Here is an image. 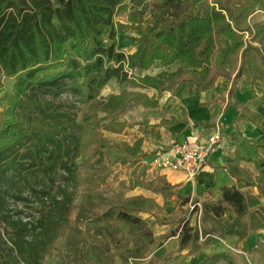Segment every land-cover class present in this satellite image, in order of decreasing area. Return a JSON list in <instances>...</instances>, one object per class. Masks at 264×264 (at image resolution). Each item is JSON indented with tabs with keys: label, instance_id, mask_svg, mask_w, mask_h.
I'll list each match as a JSON object with an SVG mask.
<instances>
[{
	"label": "trees",
	"instance_id": "1",
	"mask_svg": "<svg viewBox=\"0 0 264 264\" xmlns=\"http://www.w3.org/2000/svg\"><path fill=\"white\" fill-rule=\"evenodd\" d=\"M149 1L128 0L125 4L124 0H0V75L13 81L11 90L0 97V244L6 248L0 249L5 253H1L0 264H7V259L11 264H42L52 256L57 241L69 233L76 210L73 202L81 186L97 185L92 177L99 173L96 165L103 163L102 150H121L124 163L136 164L141 156V140L132 146L109 143L101 130L121 133L126 124L114 120L102 123L99 114L113 118L130 103L156 108L163 93L173 95L183 83L206 91L219 77L231 81L235 72L232 85L242 76L250 85L255 79L264 78V25L248 23L256 7L264 8V0H214L206 5L203 16L196 11L201 0H159L149 12L151 23L134 40L135 51L125 54L118 47V38L126 25L115 18L130 9L127 23L140 24ZM244 36L248 41L228 56L227 68L215 67V55L223 53L220 39L240 42ZM156 61L164 69L174 64L177 68L155 77L133 75L136 69L147 71ZM190 69L200 70V75L189 74ZM111 81L117 87L154 93L151 97L140 92L101 96L100 91ZM70 87L79 102L86 105L87 113L80 123L69 121L68 129H61L54 123L57 116L44 115V98L57 97ZM244 118L236 116V120ZM71 130L74 135L69 133ZM30 141L31 147L25 153L28 157L40 158L51 149L53 169L58 161L67 159L63 171L68 184L53 196L45 187L37 192L31 189L32 193L24 196L6 184L8 173L19 171V148ZM253 162L256 169L264 167L261 161ZM261 180L259 176L255 179L257 183ZM139 184H129L127 189ZM165 187L163 184L155 191L164 199L172 197L173 193ZM9 200L21 207L35 203L36 218L23 221L18 218L19 212L11 217L6 206ZM127 203L136 211L151 208V202L141 198ZM93 205L91 193H87V214L92 213ZM223 205L231 209L240 238H245L250 230L264 228V208L252 214L247 224L242 222L248 203L235 188H221L219 203L210 208L216 218L223 217ZM112 218L126 226L131 236L129 240L112 237L121 249V263L144 259L154 245L146 224L113 209L95 221ZM197 240V231L185 220L179 231L178 249Z\"/></svg>",
	"mask_w": 264,
	"mask_h": 264
},
{
	"label": "crops",
	"instance_id": "2",
	"mask_svg": "<svg viewBox=\"0 0 264 264\" xmlns=\"http://www.w3.org/2000/svg\"><path fill=\"white\" fill-rule=\"evenodd\" d=\"M248 23L264 25V8L256 7ZM247 41V36L240 42L221 38L223 53L215 55L213 65L226 69L228 56ZM121 42L122 39L118 40V47L125 54L135 51L136 44L124 47ZM176 68L177 64H174L164 69L156 61L147 71L136 69L133 75L155 77ZM188 73L198 77L200 70L190 69ZM231 81L219 77L206 91L197 89L192 83H183L173 95L163 93L156 108L130 103L113 118L99 115L102 123L114 120L126 124L121 133L101 130L102 137L109 143L132 146L136 140H141V156L134 166L122 161L124 154L121 150L106 149L111 152V158L117 157L124 166H130L123 170L126 177L118 182L125 192L126 204L137 198L151 202L148 211H136L129 205L131 215L141 219L150 230L154 245L144 259L128 261L127 264H260L255 247L257 244L264 246V228L250 230L245 238H240L229 207L223 205L225 211L220 219L210 210L219 203L224 187L235 188L247 199L248 212L242 219L244 224L252 214L264 208V167L256 169L253 164L255 160L264 163V78L255 79L253 85L244 76L233 85ZM108 85L104 90L106 94L100 93L101 96L140 92L151 97L154 93L153 90L117 87L113 81ZM237 115L246 119L236 120ZM217 129L221 142L203 162L194 181L188 180L183 173L158 170L150 164V158L156 152L183 142H204ZM258 176L262 177L259 183L255 181ZM133 183L140 184L132 190L127 189ZM163 184L173 193L172 197L164 199L155 191ZM197 201L202 204L199 230L194 214L188 210V203ZM185 220L197 231L198 240L179 250L178 236ZM115 263L122 264L119 258Z\"/></svg>",
	"mask_w": 264,
	"mask_h": 264
},
{
	"label": "rangeland",
	"instance_id": "3",
	"mask_svg": "<svg viewBox=\"0 0 264 264\" xmlns=\"http://www.w3.org/2000/svg\"><path fill=\"white\" fill-rule=\"evenodd\" d=\"M158 1L151 0L148 2L147 14L140 18V24L129 25L127 23V14L131 11L130 9L126 13L120 12L116 16V22L126 25V28L123 29L120 35L121 37L118 38L119 42L122 39L121 44L124 47H128V44L131 43L135 45L134 40L151 23L149 21V12L153 11L152 5L157 4ZM213 1L201 0V3L196 7L197 13L203 16L206 13V5ZM124 2L128 4V0H124ZM12 84L13 81L11 79H6L0 75V97L5 91L11 90ZM108 88L112 90V86L108 85ZM104 90H106V87L100 91L103 96L106 94L104 92H107ZM44 99L46 101L43 108L44 115L52 114V116H57V120L54 123L61 129H68L69 121L80 123L82 116L87 113L86 105L79 102L71 87L69 89L66 88L57 97L47 96ZM73 131L71 130L69 133L74 135ZM68 140L70 141V139ZM24 143L25 145L19 148L20 157H16V159L19 158L17 161L20 166L19 171L8 173V181L6 182L8 188L22 193L24 196L32 193L31 189H35L36 191L34 192H37L41 187L51 190L52 196L57 194L59 188L68 184L63 171V164L66 166L67 159L64 158L62 161H58L53 169V161L50 158L52 154L51 149H48V153L44 151V155L40 156V158L34 159L33 156L28 157L25 154L28 146L31 147V141ZM93 149L94 146L90 147L89 152L92 153ZM102 153L104 155L103 163L96 165L99 173L92 177L96 179L97 185L95 187L92 185L88 186V184L81 186V191L73 202L76 210L71 219L69 233L57 241L55 245L56 251L53 252L51 257L45 258L42 264H116L115 259L119 258L118 254L121 249L112 237L131 239V236L127 232V227L115 218L95 221L96 217L109 209H113L116 212L132 213L124 198L125 192H123L124 190L118 184L121 178L126 177V173L123 170L130 166H124V163L119 158L116 159L117 157L111 158V152L106 151V149L102 150ZM87 193H91L92 204H94L91 214H87L85 208ZM100 198L102 202H100ZM59 201L61 202V199ZM6 206L9 210L8 214L13 218L18 214L17 212H19L18 218L23 221H31L37 216L34 209L35 203H26L21 207L18 202L9 200ZM2 226L0 221V230L3 228ZM1 248L6 249L4 245L0 244ZM255 248L260 264H264V250H262L264 246L257 244ZM1 253L3 252L0 251V257ZM3 254L5 255V253ZM5 261L7 264H11L8 259Z\"/></svg>",
	"mask_w": 264,
	"mask_h": 264
},
{
	"label": "built area",
	"instance_id": "4",
	"mask_svg": "<svg viewBox=\"0 0 264 264\" xmlns=\"http://www.w3.org/2000/svg\"><path fill=\"white\" fill-rule=\"evenodd\" d=\"M220 142L221 134L219 129H217L204 142H183L174 144L166 150L156 152L150 158V164L158 170L183 173L188 180L194 181L201 170L203 162L218 148ZM188 210L194 214L199 230L202 204L198 201L189 202Z\"/></svg>",
	"mask_w": 264,
	"mask_h": 264
}]
</instances>
